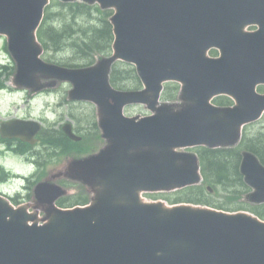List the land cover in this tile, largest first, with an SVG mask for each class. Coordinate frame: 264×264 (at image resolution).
I'll return each mask as SVG.
<instances>
[{"label": "water", "instance_id": "water-1", "mask_svg": "<svg viewBox=\"0 0 264 264\" xmlns=\"http://www.w3.org/2000/svg\"><path fill=\"white\" fill-rule=\"evenodd\" d=\"M79 1L115 11L113 52L85 68L41 59L36 33L49 0H0V35L17 64L14 83L39 92L70 82L72 101L97 106L107 141L98 154L73 160L58 174L89 187V207L56 208L64 192L41 183L36 196L50 208L40 224L38 213L0 198V264H264L258 217L141 197L200 184L198 157L182 150L236 146L242 127L262 117L264 93L257 88L264 86V0ZM251 26L258 28L248 31ZM211 49L219 57H210ZM117 61L135 66L143 89L112 86ZM41 79L54 81L43 85ZM167 82L181 84L180 104L160 103ZM222 95L236 105L212 104ZM133 104L152 114L125 116ZM39 130L38 123L18 122L2 133L32 142ZM65 131L81 140L72 125ZM240 171L252 189L248 199L264 203V165L245 151Z\"/></svg>", "mask_w": 264, "mask_h": 264}, {"label": "trees", "instance_id": "trees-1", "mask_svg": "<svg viewBox=\"0 0 264 264\" xmlns=\"http://www.w3.org/2000/svg\"><path fill=\"white\" fill-rule=\"evenodd\" d=\"M111 14L112 11H102L98 6L85 3L64 4L53 1L46 8L38 39L48 52L69 54L61 59L62 65L72 67L76 64H92L96 56H106L111 52L114 40L113 27L109 21ZM122 68H113L111 83L119 89L139 88L141 84L134 69L131 66ZM178 91V84H167L163 100H176ZM216 102L220 105L231 104V100L225 97ZM94 127L97 128L96 123ZM90 148L91 145H87L85 149H81L77 144L71 143V152L78 154L87 153ZM245 150L254 153L264 165V128L252 134L246 131L240 144L233 148H196L204 177L202 185L186 188L168 200L173 204H205L226 211L248 210L264 220V204L241 202L251 191L240 173L242 152ZM75 185L80 186V189L70 197L68 207L86 205L89 202L84 187ZM207 186H211L214 193H210ZM220 191L224 193L225 200L216 202L214 196H218Z\"/></svg>", "mask_w": 264, "mask_h": 264}, {"label": "flooded vegetation", "instance_id": "flooded-vegetation-1", "mask_svg": "<svg viewBox=\"0 0 264 264\" xmlns=\"http://www.w3.org/2000/svg\"><path fill=\"white\" fill-rule=\"evenodd\" d=\"M5 70V69H4ZM1 81V85H12L11 88L3 87L0 94L18 95L23 102L40 101L41 114L21 116L19 119L37 121L42 125L41 131L36 135V142L30 144L19 138H2L0 166V197L6 199L14 207L26 206L30 211H46L49 207L40 203L36 198V187L41 182H50L59 185L63 190H70L69 178L53 180V176L70 164V137L64 127L70 123V101L59 92V85L44 89L40 93H32L18 89L13 85V78ZM13 119H1L0 130L4 122ZM75 131H79L76 130ZM78 133V132H77ZM6 134H9L7 132ZM13 162L24 170H18ZM60 207L59 201L56 203Z\"/></svg>", "mask_w": 264, "mask_h": 264}, {"label": "rangeland", "instance_id": "rangeland-1", "mask_svg": "<svg viewBox=\"0 0 264 264\" xmlns=\"http://www.w3.org/2000/svg\"><path fill=\"white\" fill-rule=\"evenodd\" d=\"M53 1H58L59 0H51V3ZM250 30L254 29V28H249ZM7 47V39L3 36H0V64L3 67H8V68H16V63L14 61V59L12 58V56L10 55V53L8 52V50L6 49ZM69 54H65V53H55V52H47L44 50V53L42 55V58L45 61H50L52 63H60L61 59L63 57H67ZM218 55V52H217ZM99 58L96 59V61H98ZM75 64V63H74ZM80 64V63H79ZM77 65V64H76ZM119 66L121 67H125L126 64L125 63H120ZM122 68V69H123ZM15 72H13L12 77H14ZM7 77H9V74L6 75ZM5 78V77H4ZM72 85L69 83H62L60 86V92H62L64 94V97L67 98L68 97V90H71ZM12 97L9 96H4V95H0V120L1 119H11L13 117L16 116H32V115H40L41 114V106L42 103L40 101L34 102L33 104H30L29 102H22L19 101V97L15 96L14 100L15 103H12ZM173 103H181L179 101V99H176L173 101ZM69 114H70V120L73 122V124L81 129V132L83 134H88L87 130H93V126L92 124L96 122V106H94L93 104L90 103H86V102H71L70 101V107L68 109ZM125 114L129 117H136V116H146L149 115L150 112L147 110V108L145 106L142 105H131L126 107L125 109ZM264 128V118L259 121L258 123L254 124V125H248L245 129L244 132L247 131L248 133L252 134L258 130H261ZM92 133L96 134L97 132L92 131ZM105 141L104 140H96L91 144V148L89 150V152L91 153H97L99 152L104 146H105ZM85 146V145H84ZM1 147V145H0ZM88 155V154H86ZM86 155H82L81 157H84ZM76 155L74 156H70V159L75 158ZM10 164H12L15 168L20 169V170H24L23 167L18 166L17 164H14L13 162H9ZM74 192H76L75 190H71V194H73ZM165 195L161 194H144L143 197L147 202H155L156 199L157 201L162 200L165 201L167 204H169V202L166 200V198H174L175 197V193H164ZM224 193L222 191L219 192L218 196H214V199L216 202H222L225 200V198L223 197ZM244 200H246V196L245 198H243L241 200V202H243ZM239 212H247V211H239ZM41 216V215H40ZM42 217V216H41Z\"/></svg>", "mask_w": 264, "mask_h": 264}]
</instances>
